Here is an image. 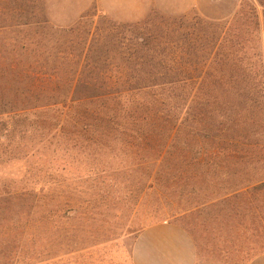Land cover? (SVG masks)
Instances as JSON below:
<instances>
[{
  "label": "rangeland",
  "instance_id": "rangeland-1",
  "mask_svg": "<svg viewBox=\"0 0 264 264\" xmlns=\"http://www.w3.org/2000/svg\"><path fill=\"white\" fill-rule=\"evenodd\" d=\"M230 2L234 14L212 20L193 0H0V264H133L137 236L161 222L191 235L201 264L264 253V192L253 203L229 193L230 174L195 166L197 145L188 147L196 174L175 165L185 133L159 168L121 130L106 136L59 116L85 82L102 79L91 68L143 69L128 79L154 81L167 76L160 68L185 65L196 72L166 78H197V58L184 55L197 52V18L237 14L254 35L259 20L264 54V0L217 6Z\"/></svg>",
  "mask_w": 264,
  "mask_h": 264
},
{
  "label": "trees",
  "instance_id": "trees-1",
  "mask_svg": "<svg viewBox=\"0 0 264 264\" xmlns=\"http://www.w3.org/2000/svg\"><path fill=\"white\" fill-rule=\"evenodd\" d=\"M236 16L225 23L197 18V52L184 51L188 59L197 58V78H166L196 72L185 65L160 68L167 76L154 81L128 79L131 70L133 74L143 69L91 68L90 73L102 79L82 85V97L71 100L59 115L63 124L82 125L87 131L103 129L106 136L121 130L122 140L137 148L142 158L157 154L152 162L159 168L171 160L169 150L177 147L185 133L186 148L174 150L178 153L172 157L175 165L191 167L190 175L196 174V165L214 174L227 172L233 184L229 193L256 200L255 192H264L261 23H255V36L245 25L249 19L243 22ZM115 72L124 78L114 77ZM30 88L32 94L48 92L47 88ZM58 132L65 133L64 126ZM192 145H197L198 161L188 149ZM159 168L155 180L162 177Z\"/></svg>",
  "mask_w": 264,
  "mask_h": 264
},
{
  "label": "crops",
  "instance_id": "crops-1",
  "mask_svg": "<svg viewBox=\"0 0 264 264\" xmlns=\"http://www.w3.org/2000/svg\"><path fill=\"white\" fill-rule=\"evenodd\" d=\"M206 2L210 4L205 7ZM218 3L219 0H193V6L208 19L224 20L234 14L231 2L217 6ZM132 257L133 264H201L194 239L183 227L171 222L154 224L141 231ZM247 264H264V253Z\"/></svg>",
  "mask_w": 264,
  "mask_h": 264
}]
</instances>
